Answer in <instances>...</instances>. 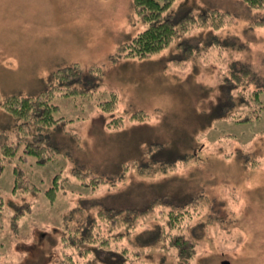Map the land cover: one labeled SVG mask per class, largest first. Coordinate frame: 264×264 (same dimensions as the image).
<instances>
[{
    "label": "rangeland",
    "instance_id": "1",
    "mask_svg": "<svg viewBox=\"0 0 264 264\" xmlns=\"http://www.w3.org/2000/svg\"><path fill=\"white\" fill-rule=\"evenodd\" d=\"M132 1L0 0V99L36 95L55 71L75 63L83 70L76 86L90 88L54 98L53 115L64 119L58 125L38 130L31 123L32 134H45L41 143L57 149L52 161L37 163L24 144L12 160L0 159V264H65L70 257L87 264L93 256L78 240L87 218L102 208L147 210L155 201L161 204L111 245L129 249L125 264H264V8L175 0L169 13L191 10L205 19L156 54L113 62L118 46L148 26ZM244 68L260 85L241 77L230 90L232 74ZM104 101L110 111L99 107ZM140 111L146 116L134 118ZM18 123L0 107V132L16 139ZM15 167L38 192L14 191ZM57 174L52 200L46 192ZM96 175L108 182L93 186ZM191 201L189 213L168 225L169 211ZM102 225L109 235L110 225ZM177 237L187 240L183 258Z\"/></svg>",
    "mask_w": 264,
    "mask_h": 264
},
{
    "label": "trees",
    "instance_id": "2",
    "mask_svg": "<svg viewBox=\"0 0 264 264\" xmlns=\"http://www.w3.org/2000/svg\"><path fill=\"white\" fill-rule=\"evenodd\" d=\"M174 2L175 0H133L132 4L135 14L148 26L131 41L118 46L116 54L112 57V61L117 62L119 58L123 57H137L143 59L156 54L167 48L176 38L181 37L186 31H188L189 28L198 21V18L205 19L204 15H193L191 10H187L184 13L181 12L182 14L179 13V15L173 12L169 13ZM244 3L251 9L264 8V0H244ZM180 44L182 45V43ZM186 47L187 46H185V48ZM99 70L100 69L96 70L93 68L90 71H97L100 73L101 70ZM82 71L83 70L80 68V65L76 63L72 66L60 68L52 74V78L48 82V88L44 91L39 92L36 95L12 93L3 96L0 99L1 109L19 121L16 125V129L14 130L16 139H12L13 135L11 133H7L6 131L0 132V159L3 163L12 160L13 157L16 156L21 144H24V153L29 156H34L37 163L46 164L55 158L58 153L57 149L50 144L41 143V141L46 140L47 136L42 133L32 134L31 123L34 124L38 130H48L52 126L58 125L61 121H64L63 118L57 119L54 117L53 112L58 109V106L53 104V100L57 96L75 97L78 95H85L86 93L88 94L90 88L76 86V83L81 80L80 76ZM232 75L234 84L230 82V90L236 89L239 86L241 77L246 79H244L245 82L248 81L246 82V85L255 83L253 71L248 68H244L241 72H239V74H236L235 71ZM261 87H263V85L257 86L254 94L252 93L253 98L256 100H259V94L262 91V89L259 88ZM113 96L116 97V94L114 93ZM241 98L244 100L243 97ZM112 106L113 104L110 101L99 103V107L104 111H110ZM142 116L146 115L141 111L133 115V117L137 119ZM258 117L259 114L256 115L255 113V117L247 116L241 121H251L252 119ZM119 122H122V120L120 121L119 119ZM31 137H33L32 141H29ZM21 158L23 159L24 157ZM172 166L173 165H169L167 167L171 168ZM14 172V191H39L36 186L26 183L23 172L17 167L14 168ZM73 172L74 175L79 178L87 177L88 175V173H82L79 169H75ZM59 179L60 176L57 174L53 180L54 186L50 190H47L46 196L49 199L53 200L55 198L56 190L59 188ZM90 182H93L92 185L96 186L98 183H106L108 180L96 175L90 178ZM157 202L159 201L153 202L150 204L149 209L142 211H118L115 209L102 208L97 211V216H93L89 219L87 218V226L80 230L81 238L78 239L81 243H83V245H87V249L84 250L93 256L87 264H125L128 255L123 254V252L129 249L125 246L123 251L114 250L111 248L112 243L117 245L116 242L118 240L121 241L125 239L126 234H131L139 224L141 216L149 212L150 209H153ZM159 203L161 204V202ZM192 203L193 202L191 201L181 207L172 208L169 211V220L167 221V224L175 226L176 222L181 219V216L183 218L185 214L189 213L186 210ZM3 210L4 204L1 199L0 228L4 226L1 220ZM99 219L100 223L98 222ZM102 223H108L110 225L112 230L108 233L109 235L102 232ZM122 226L126 229L129 228L127 232L120 231L116 233L115 230L121 228ZM159 230L160 228L154 230V232L159 233L158 239L161 237L162 233V231ZM76 231H79V229ZM163 234L165 233L163 232ZM136 237L138 239L140 238L138 235ZM71 240L72 244L77 243L76 236H74ZM174 241V246L179 249V255L181 257L182 252L185 250L183 245L187 242V240L177 237ZM99 253H105L106 255L111 256L112 260L101 258ZM67 260H69V262L65 264H78L77 261H73L72 257ZM178 261H182V259H179ZM189 262L190 261L188 259L185 263L176 262L175 264H189ZM59 264L64 263L61 261Z\"/></svg>",
    "mask_w": 264,
    "mask_h": 264
},
{
    "label": "water",
    "instance_id": "3",
    "mask_svg": "<svg viewBox=\"0 0 264 264\" xmlns=\"http://www.w3.org/2000/svg\"><path fill=\"white\" fill-rule=\"evenodd\" d=\"M223 264H229V262H223Z\"/></svg>",
    "mask_w": 264,
    "mask_h": 264
}]
</instances>
